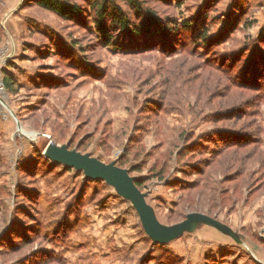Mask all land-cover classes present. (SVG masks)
<instances>
[{"label": "rangeland", "instance_id": "rangeland-1", "mask_svg": "<svg viewBox=\"0 0 264 264\" xmlns=\"http://www.w3.org/2000/svg\"><path fill=\"white\" fill-rule=\"evenodd\" d=\"M32 1L0 0V264H264V79L259 95L251 82L264 0L149 3L163 19L203 18L212 46L193 55L186 36L104 47ZM218 134L240 143L222 149ZM49 144L129 171L164 227L213 223L155 245L129 201L47 160ZM209 160L222 163L197 176Z\"/></svg>", "mask_w": 264, "mask_h": 264}, {"label": "trees", "instance_id": "trees-1", "mask_svg": "<svg viewBox=\"0 0 264 264\" xmlns=\"http://www.w3.org/2000/svg\"><path fill=\"white\" fill-rule=\"evenodd\" d=\"M152 1L154 0H33L32 3L65 22L84 25L85 31L91 34V37L97 38L104 47L114 45L118 38L124 39L126 46L129 45V47L132 48L143 46V48H145L158 45L161 42L168 43V41H172L174 37L180 38L181 36H186L187 41H190L191 44L187 43L184 39L180 42L181 40L179 39L178 47L190 55H193L190 51L191 47L197 44H201V46L205 48L212 46L206 26L199 32L195 30V26L200 23L203 18H189L182 22H177L175 19H163L150 7L149 3H152ZM161 1L166 2L167 0ZM185 1L188 0H174L178 8ZM169 3L168 5H171V2ZM249 26L250 25L246 27ZM258 41L261 42L260 39ZM248 53H250L248 56H254V54H256L255 49H252V52L248 51ZM255 56L257 60L254 62V67L252 69L251 82L253 81L254 83L252 87L254 89L253 91L257 92L259 95L263 89L261 81L264 79V55L260 53V55L256 54ZM213 62H215L214 59L207 62L206 65L211 66L215 64ZM4 85L8 90H11L12 80L6 78ZM11 91L14 92V90ZM227 136L228 135H219L217 136L218 138L214 137L210 143L218 147L222 145V149L233 148V145L240 143L237 142L239 140L234 139L233 136ZM185 147V150H181L184 155L187 154L191 146ZM202 147L205 148L204 145ZM210 150L218 159L220 153L216 152L214 149ZM219 161H204V167L198 170H196V165L194 167L196 175L199 177L207 176V178H209ZM220 163L222 162L220 161ZM210 167L211 170L209 173L204 172V168L208 169ZM134 182L135 186L139 189L138 181L135 180ZM199 183L201 184L203 182H196L192 187L195 189L202 188L208 184L205 182L206 184L200 185Z\"/></svg>", "mask_w": 264, "mask_h": 264}, {"label": "water", "instance_id": "water-1", "mask_svg": "<svg viewBox=\"0 0 264 264\" xmlns=\"http://www.w3.org/2000/svg\"><path fill=\"white\" fill-rule=\"evenodd\" d=\"M45 157L51 162L82 172L87 180L104 182L114 187L119 196L131 203L144 233L155 245L171 243L187 231L195 221L213 223L201 214H189L182 223L173 227H164L156 221L152 208L146 203V196L135 186V180L130 177L129 171L120 169L114 164L106 165L88 155L70 151L66 146L49 144Z\"/></svg>", "mask_w": 264, "mask_h": 264}, {"label": "bare ground", "instance_id": "bare-ground-1", "mask_svg": "<svg viewBox=\"0 0 264 264\" xmlns=\"http://www.w3.org/2000/svg\"><path fill=\"white\" fill-rule=\"evenodd\" d=\"M9 112V111H8ZM21 133H22V131L21 130H19ZM27 135V134H26ZM34 136H35V134H28V136H26V137H28V138H30V139H33L34 138Z\"/></svg>", "mask_w": 264, "mask_h": 264}, {"label": "crops", "instance_id": "crops-1", "mask_svg": "<svg viewBox=\"0 0 264 264\" xmlns=\"http://www.w3.org/2000/svg\"><path fill=\"white\" fill-rule=\"evenodd\" d=\"M167 245V244H166Z\"/></svg>", "mask_w": 264, "mask_h": 264}]
</instances>
